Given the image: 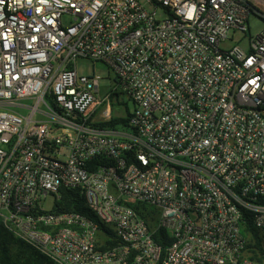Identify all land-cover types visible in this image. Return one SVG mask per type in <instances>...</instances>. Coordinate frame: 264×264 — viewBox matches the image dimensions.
<instances>
[{
  "label": "built area",
  "instance_id": "1",
  "mask_svg": "<svg viewBox=\"0 0 264 264\" xmlns=\"http://www.w3.org/2000/svg\"><path fill=\"white\" fill-rule=\"evenodd\" d=\"M252 16L264 23V0H0L3 226L56 264H263L241 227L249 215L264 231V29L251 34ZM81 60L107 64L114 86L103 94ZM125 98L130 132L101 126L122 119ZM63 190L118 243L101 249L98 222L55 211ZM134 204L154 208L155 227Z\"/></svg>",
  "mask_w": 264,
  "mask_h": 264
},
{
  "label": "trees",
  "instance_id": "2",
  "mask_svg": "<svg viewBox=\"0 0 264 264\" xmlns=\"http://www.w3.org/2000/svg\"><path fill=\"white\" fill-rule=\"evenodd\" d=\"M128 119H114L109 123H105L101 126L107 128L117 129L120 125L128 127ZM142 215L148 216L152 227L156 226L157 219L154 215V210L148 208L146 205L134 204L132 205ZM57 212H78L88 216L95 222H98L100 229L110 236V240L107 241V246L101 247L106 249L109 246H113L118 242L114 240V232L100 223L97 216L87 207L85 198L77 190H63L62 198L57 203L55 209ZM242 232L247 239V255L250 259L264 264V231H261L255 227L251 217L245 216L242 222ZM155 242L166 248L172 242L169 233L165 229H159L154 234ZM164 255V254H163ZM0 264H56L47 256L40 253L38 250L17 238L14 234L9 232L3 224L0 222ZM161 264V263H160Z\"/></svg>",
  "mask_w": 264,
  "mask_h": 264
},
{
  "label": "rangeland",
  "instance_id": "3",
  "mask_svg": "<svg viewBox=\"0 0 264 264\" xmlns=\"http://www.w3.org/2000/svg\"><path fill=\"white\" fill-rule=\"evenodd\" d=\"M250 29H251V34L257 35L264 29V23L261 21L258 17L252 16L250 19ZM242 38L243 34L238 33L236 35V38ZM242 46L246 49L247 48V41L244 39V42L242 43ZM78 71L80 75L84 76H89V75H95V76H100L103 78L101 81L102 83V93L104 94L106 91H109L111 87L114 86V81H115V75L109 68V66L105 63L102 62H92L88 60H81L78 62ZM134 110V105L133 103L128 100L127 98L124 99V103L121 105L114 104V112L115 114H119V116L122 119H127L128 115L132 113ZM118 132L121 133H129L130 130L126 129L124 126H119L118 127ZM54 206V201L53 199L49 198L46 207L51 209ZM148 208H152L150 206H147Z\"/></svg>",
  "mask_w": 264,
  "mask_h": 264
}]
</instances>
